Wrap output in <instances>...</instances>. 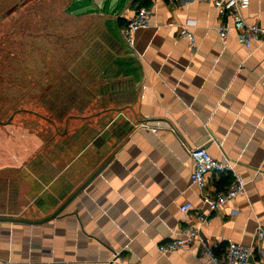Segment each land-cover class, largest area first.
Wrapping results in <instances>:
<instances>
[{"label": "crops", "instance_id": "0c3cea01", "mask_svg": "<svg viewBox=\"0 0 264 264\" xmlns=\"http://www.w3.org/2000/svg\"><path fill=\"white\" fill-rule=\"evenodd\" d=\"M44 2L38 17L30 15L43 17L46 30L44 68H37L44 73L35 75L46 99L33 114L46 119L56 140L37 134L24 145L20 126L0 127L5 264H207L199 240L167 254L158 248L197 222L196 211L209 215L201 234L216 252L241 242L253 247L250 264H262L264 45L223 40L216 28L232 18L207 2ZM152 4L151 25L136 32L132 47L123 26ZM242 14L264 26V0H251ZM189 19L196 21L195 50L180 34ZM198 146L231 161L247 182L219 212H210L191 184V149ZM208 179L216 192L232 175ZM187 202L188 214L180 209Z\"/></svg>", "mask_w": 264, "mask_h": 264}, {"label": "built area", "instance_id": "2783aa9c", "mask_svg": "<svg viewBox=\"0 0 264 264\" xmlns=\"http://www.w3.org/2000/svg\"><path fill=\"white\" fill-rule=\"evenodd\" d=\"M212 4L220 15H230L232 23L222 21L217 26L218 35L223 40L236 37L247 48L254 45H264V26L257 23H249L242 14V10L248 7L251 0H193ZM155 12V5L140 6L135 15L123 26V35L126 42L134 47L136 43V32L140 28L151 25ZM196 21L189 19L180 30L182 36L189 38L192 48L197 49V42L192 26ZM264 86V78L261 80ZM142 125L148 126L143 122ZM157 131V127L152 128ZM191 157L194 161V169L191 175V184L201 192V198L207 205L210 212H219L229 201L246 192V180L237 172L231 161H221L212 156L205 146H198L191 149ZM212 172L229 173L232 180L228 187L222 191L212 192L208 190V178ZM182 212L188 214L193 210V203L187 202L181 205ZM197 222L184 224L177 237L158 245L163 254L173 252L178 249L191 246L195 241H201L204 245V252L208 255L207 264H250L253 247L241 242L230 240L221 252L216 250L207 242L201 234L202 227L208 222L209 215L202 211H196ZM258 235L264 236V229L258 227ZM119 253L116 254L117 257ZM8 260L0 257V264L7 263ZM264 264V259L262 260Z\"/></svg>", "mask_w": 264, "mask_h": 264}, {"label": "rangeland", "instance_id": "374dc122", "mask_svg": "<svg viewBox=\"0 0 264 264\" xmlns=\"http://www.w3.org/2000/svg\"><path fill=\"white\" fill-rule=\"evenodd\" d=\"M44 5V0H0V127L20 126L24 145L30 139L35 141L37 134L41 139L56 140L46 119L33 114L43 112L40 105L46 99L45 86H39V77H35L38 71L44 73L37 68H44L46 30L43 17L39 20L30 15L38 17ZM52 105L61 107L59 102ZM2 136L4 128H0L1 140ZM12 136L11 131L6 132V138Z\"/></svg>", "mask_w": 264, "mask_h": 264}, {"label": "water", "instance_id": "95a60500", "mask_svg": "<svg viewBox=\"0 0 264 264\" xmlns=\"http://www.w3.org/2000/svg\"><path fill=\"white\" fill-rule=\"evenodd\" d=\"M93 178V177H92ZM91 178V179H92ZM90 179V180H91ZM89 180V181H90ZM86 184L83 185L82 189L85 188ZM78 192V191H77ZM76 194L72 195V197H70L69 200H71ZM63 210V207H60V209H58V211H56L53 215H52V218L56 217L61 211ZM51 217L47 218L46 220L50 219ZM8 218H5V217H0V220H7Z\"/></svg>", "mask_w": 264, "mask_h": 264}]
</instances>
